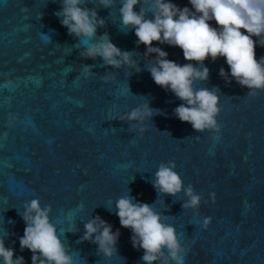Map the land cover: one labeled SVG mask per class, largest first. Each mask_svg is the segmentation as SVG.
I'll return each instance as SVG.
<instances>
[{
    "label": "water",
    "instance_id": "1",
    "mask_svg": "<svg viewBox=\"0 0 264 264\" xmlns=\"http://www.w3.org/2000/svg\"><path fill=\"white\" fill-rule=\"evenodd\" d=\"M171 2L192 10L189 0ZM86 6L106 22L97 36L107 33L115 46L132 52L139 73L103 67L100 57L81 58L83 46L54 15L60 0H0V238L13 259L31 264L32 253L21 250L19 238L23 205L38 199L42 208L51 206L50 222L73 264H142L143 251L132 247L131 230L116 215V200L130 195L175 227L185 264H264V91L248 96L230 75L228 83L220 77L221 68L229 72L223 57L206 59L208 79L195 87L218 88L220 132L215 140L208 131L197 133L174 115L182 101L152 80L146 67L155 54L145 58L134 30L121 31L120 0L111 9L97 0ZM209 24L217 27L214 20ZM152 46L177 64L189 63L178 47ZM255 55L264 57V46L257 43ZM81 65H92L93 73L81 75ZM107 71L115 79L105 81ZM145 103L159 112L144 121L141 136L117 118ZM169 161L184 186L202 196L199 215L182 208L183 191L172 197L154 189L155 171ZM95 216L119 230L110 258L96 244L77 243ZM204 217H211L207 229L200 226Z\"/></svg>",
    "mask_w": 264,
    "mask_h": 264
},
{
    "label": "clouds",
    "instance_id": "2",
    "mask_svg": "<svg viewBox=\"0 0 264 264\" xmlns=\"http://www.w3.org/2000/svg\"><path fill=\"white\" fill-rule=\"evenodd\" d=\"M97 2L108 9L115 4V0ZM86 3L87 0H60L61 8L54 13L60 18L61 26L66 27L67 34L77 38L83 46L81 58L95 60L100 57L103 67H134L139 73L141 68L132 58V52L115 46L107 33L97 36V29L105 27L106 22L98 16L96 8H88ZM189 3L192 10L181 9L171 0H120V29L134 30L137 46L142 44L146 48L145 58L155 54V60L146 68L156 85L171 91L182 101L173 110L174 115L181 122L189 123L197 133L208 131L210 139L215 140L220 132L216 119L221 111L220 98L215 91L218 88H196L195 83L208 79L209 69L203 66L206 59L214 62L223 57L229 72L221 68L219 75L226 83L230 82V75L237 84L248 89L250 97L264 91V57L257 60L255 55L256 44L264 46V0H189ZM138 4L139 12L134 10ZM148 13L152 14L151 18ZM213 20L217 27L209 24ZM153 42L180 48L184 60L189 63L180 65L167 59L168 54L153 47ZM92 67L81 65V75L87 77L93 73ZM103 79L109 81L115 76L107 71ZM154 112L159 110L145 103L121 114L117 120L127 122L131 130L142 136L146 131L144 121ZM193 139L199 142L200 136ZM175 168L173 161L160 163L152 180L154 189L158 195L172 197L183 191L186 199L182 208L192 209L199 215L202 196L195 193L192 185L184 186ZM209 200L215 204L214 192L209 193ZM23 207L25 228L19 244L21 250L28 249L32 253L31 264H73L72 256L57 235L56 226L50 222L51 206L42 208L38 199H32ZM115 209L120 226L131 230L132 247L143 251L142 264H185L184 248L175 227L164 223L152 204L134 202L127 195L116 200ZM210 223L211 217H204L200 226L207 229ZM119 235V230L113 232L110 224L95 216L84 224V234L77 243L96 244L97 252L110 258L117 252ZM13 256V249L6 248L4 238H0L2 264H25L22 256L15 259Z\"/></svg>",
    "mask_w": 264,
    "mask_h": 264
}]
</instances>
